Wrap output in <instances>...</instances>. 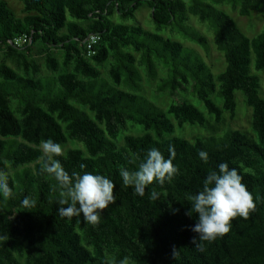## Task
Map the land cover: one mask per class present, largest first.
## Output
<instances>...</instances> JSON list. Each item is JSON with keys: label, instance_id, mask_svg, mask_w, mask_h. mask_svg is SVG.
<instances>
[{"label": "trees", "instance_id": "1", "mask_svg": "<svg viewBox=\"0 0 264 264\" xmlns=\"http://www.w3.org/2000/svg\"><path fill=\"white\" fill-rule=\"evenodd\" d=\"M18 1L23 18L0 1V170L12 190L0 196V264H264V98L252 70L264 71V32L248 38L222 9L264 19V0ZM144 7L153 31L126 24ZM193 18L208 25L224 58L217 75L182 42L161 35L177 32L175 26L186 34ZM24 34L30 45L8 44ZM90 34L100 42L87 58L83 42ZM186 38L207 45L195 32ZM143 76L156 82L158 94L191 93L215 123L226 113L234 117L240 93L254 136L167 139L176 126L205 127L206 116L188 101L162 110L140 98ZM129 125L143 133L129 135ZM48 139L74 146L56 157L70 176L102 174L116 185L115 201L97 224L60 215L67 205L59 202L57 181L40 170V145ZM170 147L178 169L171 181L153 182L143 197L123 184L121 167L137 170L152 148L167 159ZM221 163L237 169L254 208L247 219H233L227 234L193 243L191 197Z\"/></svg>", "mask_w": 264, "mask_h": 264}, {"label": "clouds", "instance_id": "2", "mask_svg": "<svg viewBox=\"0 0 264 264\" xmlns=\"http://www.w3.org/2000/svg\"><path fill=\"white\" fill-rule=\"evenodd\" d=\"M42 149L41 172L52 176L58 184L59 213L63 217L73 216L82 218L83 222L97 224L103 211L114 203V189L116 185L108 177L91 172H73L71 176L64 170L56 157L62 154V145L51 139L41 142ZM170 156L165 158L157 148L150 149L143 157L137 170L129 172L121 167L120 176L125 186L134 187L135 193L141 197L145 189L156 182L163 185L171 181L178 169L173 164L174 150L169 148ZM203 161L208 160V154L199 152ZM85 166L81 165L83 169ZM12 190L9 186L7 171L0 170V196L9 197ZM160 194L153 190L150 199L158 200ZM192 199V206L188 215L196 214L197 220L191 231L196 234L193 239L213 241L219 236L227 234L231 229V222L236 217L247 219L254 208L252 196L242 183V177L237 169L229 168L227 163H221L217 171L206 176L203 189L196 193ZM30 198L22 202L28 205ZM176 258L177 253H173Z\"/></svg>", "mask_w": 264, "mask_h": 264}, {"label": "rangeland", "instance_id": "3", "mask_svg": "<svg viewBox=\"0 0 264 264\" xmlns=\"http://www.w3.org/2000/svg\"><path fill=\"white\" fill-rule=\"evenodd\" d=\"M0 1L6 2L9 9L12 10L17 17L23 18L25 16L22 13L23 6L20 1ZM222 9L234 19L238 28L248 38H253L259 33L264 32V19L258 13H252L248 17H240L237 13L232 12L228 7H223ZM126 24L138 25L147 31L154 30V24L152 23L150 18V11L146 7L139 9L135 13L134 18L129 19ZM207 27V24H200L198 23V20L196 18H193L191 19L190 23L191 29L188 27L185 28L186 34H184L183 31L178 32V27L175 26L174 28L178 33L175 32L173 34H170L169 30H166V32H162L161 35L165 36L166 38H171L172 40L182 42L186 49H189L194 54H196L208 66L211 72L214 75H217L224 70L225 62L222 54L217 51L214 45L213 32H211ZM193 32L206 39V47H202L196 43H193L188 38L184 40L186 36L192 35ZM53 53L55 52L53 51ZM37 59L38 63L42 65V58L37 57ZM252 70L253 73L259 77L260 96L264 98V71L256 72L254 70V66H252ZM42 73L45 76L48 75L44 70ZM159 76H163V74L159 73ZM141 87L142 92L138 93L139 97L147 100L148 102L153 103L156 107L162 110L167 109L171 104H174V102L184 100L190 102L205 114L207 120V124L205 127L185 125L183 128H178L176 126L174 133L172 135L167 136V139L174 137L178 139H185L188 141H195L197 139L205 141L208 138L212 137L220 141V139L230 131H241L247 134L248 136H254L251 131V109L245 105L240 93H236L237 109L234 117L231 118L229 114L226 113L224 114V119L222 120V122L215 123L213 118L209 117L206 114L203 105L196 98H192L191 93L179 94L178 97L175 98L170 97L167 94H158L155 90L156 82L148 81L145 76H143ZM171 120L173 121V118H171ZM142 133L143 131L139 127L129 125V135L139 136ZM71 148H74V146L68 144L67 146L62 148V151Z\"/></svg>", "mask_w": 264, "mask_h": 264}, {"label": "built area", "instance_id": "4", "mask_svg": "<svg viewBox=\"0 0 264 264\" xmlns=\"http://www.w3.org/2000/svg\"><path fill=\"white\" fill-rule=\"evenodd\" d=\"M100 42V36L98 34H90L86 40L83 42L85 46V56L87 58H91L96 53V47ZM32 43V38L27 34L21 35L19 37L14 38L8 42L9 45L21 48L26 45H30Z\"/></svg>", "mask_w": 264, "mask_h": 264}]
</instances>
